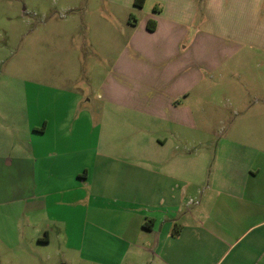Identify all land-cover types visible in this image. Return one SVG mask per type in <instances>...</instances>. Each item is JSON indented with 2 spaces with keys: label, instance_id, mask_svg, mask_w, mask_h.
<instances>
[{
  "label": "crops",
  "instance_id": "1",
  "mask_svg": "<svg viewBox=\"0 0 264 264\" xmlns=\"http://www.w3.org/2000/svg\"><path fill=\"white\" fill-rule=\"evenodd\" d=\"M106 2L125 36L101 107L68 122L61 78L38 82L54 103L11 150L0 138V264H264V138H220L228 152L212 154L178 129L208 125L211 80L246 77L264 52V0ZM88 117L91 137L76 138Z\"/></svg>",
  "mask_w": 264,
  "mask_h": 264
},
{
  "label": "rangeland",
  "instance_id": "2",
  "mask_svg": "<svg viewBox=\"0 0 264 264\" xmlns=\"http://www.w3.org/2000/svg\"><path fill=\"white\" fill-rule=\"evenodd\" d=\"M109 8L117 14L113 16ZM118 9L106 0H0V138L10 140L4 148L11 150V138L29 137L37 110L53 104L58 93L42 85H52L58 78L62 82L52 86L60 87L59 103L69 107L68 122L79 111L80 117L86 115L87 107L94 114L101 107L95 92L108 70V59L117 54L125 36L124 29L107 25V19L120 17ZM243 67L247 73L242 79L211 80L214 85L206 101L211 111L205 110L210 114L208 125L179 127L181 138H210L212 154L228 152L220 138H264V52L255 51ZM232 86L243 92L242 97L230 92ZM89 127L88 117V126L82 121L76 138L91 137ZM20 143V150L26 148V142ZM259 143L264 150V141ZM218 162L210 164L213 173L224 166ZM55 244L59 240L52 239L51 246Z\"/></svg>",
  "mask_w": 264,
  "mask_h": 264
},
{
  "label": "trees",
  "instance_id": "3",
  "mask_svg": "<svg viewBox=\"0 0 264 264\" xmlns=\"http://www.w3.org/2000/svg\"><path fill=\"white\" fill-rule=\"evenodd\" d=\"M142 3H143V0H133V4L135 6H141ZM146 27L148 29H150V30L153 29L154 28V21L153 20H148ZM151 223H152L151 220L148 219V220H145L142 223V226L145 227V228H150L151 227Z\"/></svg>",
  "mask_w": 264,
  "mask_h": 264
}]
</instances>
